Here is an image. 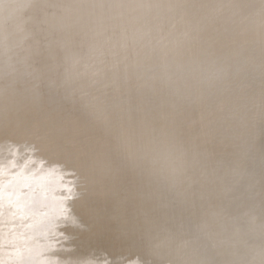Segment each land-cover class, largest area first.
<instances>
[{
  "label": "rangeland",
  "instance_id": "rangeland-1",
  "mask_svg": "<svg viewBox=\"0 0 264 264\" xmlns=\"http://www.w3.org/2000/svg\"><path fill=\"white\" fill-rule=\"evenodd\" d=\"M126 1L123 14H129L139 6L145 7L151 10V28L158 31L165 28L170 30L169 24L175 14H178L176 16L180 24L177 28L174 27V35L182 31L185 34V42L168 41L155 65L160 66L165 58L168 59L172 52L177 50L190 56L198 63L195 75L199 80L196 79L194 83H199L198 90L210 100L212 95L220 97L221 88L218 86L226 82L227 69L247 64L245 66L249 68L254 86L256 85L252 92L261 96V104L252 98V105L261 107L258 112L253 111L243 127L249 128L253 125L256 132H262L251 135L252 128L238 132L234 124L230 123L235 113L247 114L240 108L248 107L245 103L250 102L249 96H238L230 102L231 109L226 112L229 117L223 121L213 118L214 104L217 105V101L201 109L202 112L198 110L194 89L188 93V101L185 103H173L169 107L162 106L159 109L152 107L148 110L149 117H152L154 122L153 129L148 133L150 137L155 138L158 132H170L175 127L181 135L179 147L183 151L194 148V153L185 157V164L182 163L179 167V175L183 178L179 186L185 187L180 189L185 192L183 195L189 198L185 197L186 200H183L184 196L180 194L183 201L179 199V202L172 203V189L167 190L165 198L164 193L155 196L156 201L151 197L143 198L142 194L136 198L127 195V198H120L116 210L113 209L115 204L112 206V203L107 202L103 205L102 210L105 212L115 210H112L110 215L106 214V217L101 216L95 206L100 203H97L98 200L94 196L97 195L95 182H92L94 169L87 162L95 153L96 147L85 149L80 146L81 142L77 139L82 137V133H79V137L65 140L68 142L67 155L43 156V152L38 153L37 158L42 164L50 162L57 168L53 170V166H50L39 178L34 179V183L43 190L38 193L31 191L30 197L32 186H25V177L38 174L37 170H33L35 161L28 159L19 169L15 163L17 157L14 152L3 150L0 153V232H3L0 234V248L4 251L12 250L13 255L10 258L4 256L6 258L2 259L0 264H80L81 260H84L83 264H262L264 140L260 141L254 151V154L258 155L254 159L257 167L250 164L247 153L253 151L249 150L252 148L249 142L264 134V0ZM134 17L135 15L130 14L124 18L122 24H118L122 31L130 30ZM259 41L263 45L261 56H258L257 51ZM149 55L147 52L139 56L140 62L148 61ZM212 56L216 57L214 63L211 62L213 59L210 61ZM40 60L39 57L37 65L41 63ZM188 60L189 57L173 62L178 64ZM45 77L51 80L55 74L49 72ZM2 82L4 86L0 89V103L5 102L14 110L17 105L21 107V102L15 101L13 96L7 101L5 95L24 92L27 85L22 81L12 85L9 79ZM38 83L45 86L42 78L38 79ZM49 84L45 86L49 90L57 87ZM67 85L59 84L58 93L61 96L66 93ZM13 101L15 105L12 104ZM64 103L65 110L71 101ZM38 106L40 108L43 104L38 103ZM59 111H47L46 117L53 118L52 115ZM204 112L209 119L207 126L201 127L199 117ZM224 116L227 117L226 114ZM64 124L61 119L54 125L55 128L59 127L58 133L65 129ZM192 125L194 127L191 129ZM8 126L10 125L6 123V133L0 135V138L6 140V147L12 149L22 138L14 133V127ZM57 132L55 134H58ZM189 132H192L191 140L188 138ZM51 135H48V139ZM204 137L208 143L202 140ZM142 139L137 137L135 142ZM130 142L116 144L112 150L113 161L117 162L119 168L125 167L123 153L133 146H129ZM236 142L242 146L240 156H236L239 152L233 155L236 152L233 148ZM141 144L143 145L140 147L144 148V143ZM210 147L215 150L212 156L207 154L210 153ZM227 149H232L233 152H225ZM26 153H29V156L35 155V149L29 147ZM6 157H9V161L11 157L12 166L8 165L5 169L2 163ZM236 157H240V160L235 161ZM130 158V161H136L138 156L133 155ZM198 158L203 159V162H197ZM23 166L26 173L21 174ZM6 170L9 174H6ZM244 171L252 174L247 178L240 174L239 178L232 181L230 187L228 178L227 183H223L219 178L224 175L236 177L237 173H246ZM5 175L7 183L1 182ZM130 178L125 185L132 181L133 178ZM129 185L130 183L124 187L126 192L129 191ZM57 192L59 196L54 195ZM226 192V196L231 197L227 198L224 195ZM34 197L36 205L33 202ZM201 220H204L201 226L203 232L199 233ZM203 233L208 235L202 236ZM207 236L210 237L207 239ZM22 248H29L30 256L25 262L21 261L22 254L18 253ZM74 260L77 262L73 263Z\"/></svg>",
  "mask_w": 264,
  "mask_h": 264
},
{
  "label": "bare ground",
  "instance_id": "bare-ground-1",
  "mask_svg": "<svg viewBox=\"0 0 264 264\" xmlns=\"http://www.w3.org/2000/svg\"><path fill=\"white\" fill-rule=\"evenodd\" d=\"M125 1L0 0V70H2L0 71V89L4 86L2 81L6 79H9L12 85L21 81L27 85L24 92L5 95L7 101H10L13 96L15 101L21 102V107L17 105L19 108L16 107L14 110L5 102L0 103V135L6 133L4 128L7 123L10 125L8 127H14V133L22 138L21 141L14 144L12 149L9 146L6 147V140L0 138L2 145L0 153L3 150L13 151L17 157L15 163L19 169L26 160L33 159L35 161L34 168H32L37 170L38 174L25 177V186H32L29 197L31 191L38 193L42 189L34 183V179L39 178L42 172L50 166H53V170L57 168L50 162L42 164L37 158L39 152H43V156L44 154L67 155L68 144L66 143L68 142L65 140L79 137V133H82V137L77 139L81 142L80 146L85 149L96 147L95 153L90 156V159H87V162L94 169L92 182H95L94 187L97 194L94 196L98 200L97 203H100L99 206H95L101 216L106 217V214L113 213L122 197L134 196L136 198L142 194L143 198L154 199L164 193L163 198H165L167 190L172 189V203L179 202L180 197L185 193L182 192L185 187L179 186V182L183 180L179 175V167L182 163L185 164V157L194 153V148L183 151L179 147L181 135L175 127L170 132L161 131L155 138L150 137L148 133L153 129L154 122L152 117H149L148 110L152 107V109H159L162 106L169 107L173 103H185L188 101V93L193 89L196 93L195 103L199 106L196 105L199 111L208 104L217 101V105L214 104L213 113L215 116L213 118L221 121L229 117L226 112L231 109L230 102H233L238 96L251 97L249 98L250 102L245 103L248 107L240 108L247 114L235 113L230 123L234 124L238 132L244 129L249 131L250 128H252L251 135L262 132V130L256 132L253 125L249 128L243 127L247 124L253 111L258 112V108L261 107L257 108L256 105H252V98L259 102L261 96L252 92L256 85L254 86L249 68L245 66L247 64L238 66L239 68L235 66L227 69L225 71L226 82L220 87L218 86L221 88L220 97H214L211 94L213 98L210 100L201 90H198L199 83H194L199 78L195 75L198 63L190 56L177 50L172 52L168 59H164L165 63L163 62L160 66L155 65L168 41H170L169 43L185 42V34L182 31L176 33L178 35H174V27L177 28L180 24L178 16H176L178 14H175L171 20L170 30L165 28L158 31L151 28V10H147L145 7L139 8V6L129 14H123L124 3L127 2ZM130 14L135 15L134 22L130 25V30L124 32L118 24H122L124 18ZM262 50L263 45L259 41L257 43L258 56H261ZM147 52L150 53L147 56L148 61L140 62L139 56ZM39 57L41 63L37 65ZM187 57L190 60L185 63L175 64L173 62L181 58L187 59ZM214 58L216 57L212 56L210 59V61L213 59L212 63H214ZM49 72L55 74L51 80L45 77ZM211 72L212 70L209 71V73ZM40 78L43 79L45 86L50 83L49 85L57 87L49 90L44 84L38 83ZM60 83L68 84L63 96L58 93ZM231 98L232 100H230ZM3 100L5 99L3 98ZM65 101H71L65 109L66 111L63 109ZM38 103L43 106L39 108ZM12 104L15 105L14 101ZM55 110L60 111L56 112V115H52L53 118L46 117L48 116L47 111ZM205 113H201L199 117L201 127L207 126L209 118ZM225 114L227 117L224 116ZM61 119L65 123V129L58 133L59 127L55 128L54 125ZM193 127L194 125L191 129ZM191 134L192 132L188 137L190 140L192 139ZM48 135H51L49 139ZM121 135L123 136L121 137ZM137 137L143 139L136 143ZM206 137L202 140L205 141ZM262 140H264V134L258 135L255 141L249 142L252 147L249 150L253 151L247 154L250 164L255 167L258 164H255L254 159L258 155L257 153L255 155L254 151ZM128 141H131L129 146H133L123 153L125 167L120 166L119 168L117 162L113 161L112 150L116 144ZM141 143H144V148L140 147L143 145ZM239 144L236 142L233 147L236 151L233 155L239 152L236 156H240L242 146L240 147ZM29 147L35 149V155L29 156V153H26ZM231 150L227 149L225 152H233ZM208 152L210 153L207 154L212 156L215 150L211 149ZM133 155L138 156L137 162L130 161V157ZM41 159L43 160L44 157ZM181 159L183 161H180ZM234 159L238 161L240 157ZM197 162H203V159L198 158ZM2 165L4 168L8 165L12 166L11 157L10 161L9 157H6ZM24 167L21 168V174L26 173ZM6 171V174H9V171ZM240 174H244V178H247L252 173L240 172L235 175L236 177L231 178L224 175L219 178L224 181L223 183H227L228 178L230 187L232 181L241 176ZM128 177L133 179L131 182H127L130 185L129 191L126 192L124 187L127 185L125 183L129 179ZM1 182L7 183L6 175ZM63 184L68 185L69 182ZM63 184L60 185L64 186ZM140 189L142 191H139ZM180 194L182 195L180 196ZM227 194L228 192L224 195ZM54 195L59 196V193ZM183 196V200H186L185 197L189 198L186 195ZM35 198L33 199L34 204ZM154 200L156 201V199ZM107 202L112 203V206L115 204L113 207L115 210L112 209L113 211L108 212L102 210L103 205ZM203 221L201 220L198 227L199 233L203 232L201 227ZM204 234L207 233L201 235L204 236ZM209 237L207 236V239ZM0 251L2 253L0 261L6 258L4 256L10 258L13 255L12 250L4 251L0 248ZM28 251L29 248H22L18 252L22 254L21 261L25 262L28 259L30 256ZM76 262L77 260H74L73 263ZM83 263L84 260H81L80 264Z\"/></svg>",
  "mask_w": 264,
  "mask_h": 264
},
{
  "label": "clouds",
  "instance_id": "clouds-1",
  "mask_svg": "<svg viewBox=\"0 0 264 264\" xmlns=\"http://www.w3.org/2000/svg\"><path fill=\"white\" fill-rule=\"evenodd\" d=\"M262 264H264V262H262Z\"/></svg>",
  "mask_w": 264,
  "mask_h": 264
}]
</instances>
